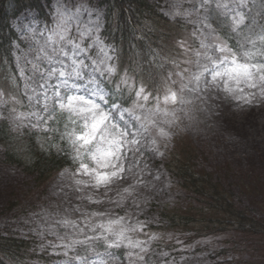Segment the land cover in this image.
Segmentation results:
<instances>
[{
	"label": "rangeland",
	"instance_id": "1",
	"mask_svg": "<svg viewBox=\"0 0 264 264\" xmlns=\"http://www.w3.org/2000/svg\"><path fill=\"white\" fill-rule=\"evenodd\" d=\"M109 2L5 1L3 8L8 15L7 27L12 35L7 43V53H0V85L22 101V104L10 102L8 108L29 111L22 82L19 88H12L8 82L9 75L16 72L15 58L25 53L29 59L32 58L30 49L36 47V39L42 40L40 33L49 34L56 27L57 8L64 5L74 11L81 3L92 11V16L82 12L79 26L83 28L90 20L96 19V13H100V35L105 44L116 49V59L111 63L118 65V74L109 78L95 73L98 85L105 93L115 100L121 99L116 101L118 105L129 100L123 107L132 106L127 90L123 95L117 93L113 96L117 81L127 70L137 83L143 81L154 94L159 86L163 95L164 81L161 77H166L167 72L173 70L169 61L173 58L183 61L191 56V53H184L179 42L184 41L191 48L199 47V41L192 36L196 27L192 22L197 20V15L194 13L184 19L174 18L170 13L177 10V5L180 11L192 9L196 0H132L133 6L127 3L121 7V13L126 14L128 22L120 20V10H114V5L111 8ZM250 7L249 21H258L253 28L259 32L260 26H264V2L255 0ZM130 8L141 15L139 26L132 22L135 19L131 20ZM209 15L221 36H231L229 42L233 46L248 31L245 29L240 36L232 34L230 19L214 7ZM70 27L71 35L79 37L75 20L70 22ZM5 39L6 32H0V46ZM90 42L91 38L86 37L84 46ZM96 53L97 49L93 47L87 55L96 58ZM65 62L69 63L66 58ZM85 62L91 65L90 60L85 59ZM91 71V67L85 70L86 73ZM87 78L86 75L85 80ZM76 83L82 84L83 81ZM154 103L151 101L149 106ZM168 107L186 108L188 115L185 116L183 111L177 112L180 119L170 129L172 138L160 144V150L165 153L163 157L145 152L148 173L143 178L147 186H138L137 192L124 202L123 207H116L107 200L103 205H90L86 200H78V196L86 193L75 192L71 173L78 162L73 161L67 144L53 134L52 139H48L46 133L31 127L17 128L10 118L0 119V263L26 264L22 260L25 253L21 248L11 249V246L3 244L22 238L32 241L33 251L38 255V258L28 261L29 264H79L71 259L77 255L97 264L101 258L108 260V264H126V249L123 247L109 250L115 259L104 255L105 245L102 243L77 245L75 249L67 250V256L63 247L53 248L52 245H62L73 238L83 239L74 229L55 223L56 219L65 216L79 220L81 213L71 209L82 205L89 212L100 208L117 216L127 213L128 223L147 221L142 232L128 235L133 240L147 241L150 261L155 264H264V107L238 106L223 92L208 106L194 99L192 104ZM4 115L8 116V112L5 111ZM124 118L131 119L127 114ZM58 119L63 120V117ZM59 127L63 131V125ZM53 142L58 148L51 146ZM10 152L21 162L30 160L31 156L34 159L46 155L53 161L67 159L69 162L44 173L42 180L36 179V183V172H26L22 163L7 159ZM61 173L65 175L61 176ZM157 175L159 180L154 179ZM130 182L134 183L131 177ZM108 196L119 199L115 191L109 192ZM221 197L231 201L237 214L232 216L227 210L228 205H212L215 201L220 202ZM133 199L139 202V208ZM161 213H164L166 222ZM235 219H239L238 225L254 232L237 226ZM59 237L65 239L61 241Z\"/></svg>",
	"mask_w": 264,
	"mask_h": 264
},
{
	"label": "snow or ice",
	"instance_id": "2",
	"mask_svg": "<svg viewBox=\"0 0 264 264\" xmlns=\"http://www.w3.org/2000/svg\"><path fill=\"white\" fill-rule=\"evenodd\" d=\"M253 3L255 0H196L192 9L183 11L177 5V10L170 13L174 18L187 19L194 13L197 15V20L192 22L196 25L192 36L199 41V47L191 48L184 41L179 42L184 53H191V56L183 61L175 58L169 61L173 70H169L166 77H161L164 81L163 95L159 86L154 94L146 83H137L135 77L125 70L115 85L113 96L117 93L123 95L127 90L132 99L130 108L118 105L98 85L95 77V73H99L111 78L119 71L118 65L111 63L116 59V49L105 44L100 35V13L81 28L80 14L87 12L92 16V11L83 3L74 11L61 5L57 8L56 27L49 34L40 33L42 40L36 39V47L30 49L31 59L27 53L15 58L16 72L8 77L12 88H19L22 82L29 111L8 108L10 102L22 104V101L0 85V119L10 118L17 128L31 127L53 134L67 144L73 161L78 162L71 173L75 192L86 193L78 196V200H86L90 205H103L107 200L116 207H123L124 202L137 192L138 186H147L143 178L148 173L145 152L163 157L165 153L160 150V144L172 138L170 129L180 119L177 112L183 111L185 116L188 115L186 108H169L168 105L184 106L198 99L208 106L223 92L238 106L264 107V26L255 32L253 26L258 21H249L250 4ZM213 7L230 19L232 34L240 36L245 29L248 30L235 46L229 42L231 36H221L211 23L209 13ZM73 20L77 22L79 37L71 35L70 22ZM86 37H90L91 42L84 46ZM93 47L97 49L96 58L87 55ZM85 59L90 60L91 65ZM182 64L185 66L181 67ZM90 67L92 71L86 73ZM86 75L88 78L85 80ZM151 101L155 103L149 106ZM5 111L8 116L4 115ZM125 114L131 119L126 120ZM58 117H63V120ZM61 124L63 131L59 127ZM51 146L58 148L55 142ZM130 177L134 183L130 182ZM154 179L159 180V175ZM111 191H115L119 199L109 197ZM133 203L139 208L136 199ZM71 211L81 213L80 219L65 216L56 219L55 223L74 229L83 239L73 238L68 243L52 245L53 248L63 247L65 256L68 255L67 250L75 249L77 245L102 243L105 245L104 255L109 258L115 259L110 249L123 247L126 249V264H155L150 261L147 241L133 240L128 235L142 232L147 221L128 223L127 213L117 216L100 208L89 212L82 205L74 206ZM59 239L63 241L65 237ZM71 259L79 264H97L96 261L89 262L85 256L77 255ZM99 264H108V260L101 258Z\"/></svg>",
	"mask_w": 264,
	"mask_h": 264
},
{
	"label": "trees",
	"instance_id": "3",
	"mask_svg": "<svg viewBox=\"0 0 264 264\" xmlns=\"http://www.w3.org/2000/svg\"><path fill=\"white\" fill-rule=\"evenodd\" d=\"M1 20H2V22H1ZM5 21H6V15H5V13H4V10H3V8H2V6H1V8H0V32H2L3 31V29H5V25H6V23H5ZM47 165H45L44 167L47 169V167H46ZM51 167L52 168H55L56 167V163H55V161L54 162H51ZM42 172V171H41ZM225 197H221L220 198V202L219 201H212V202H214V204H212L213 206H216V204L215 203H217V204H219V206L220 205H228L229 207H228V211L232 214V216L233 215H235V214H237V212L235 211V209L233 208V206H232V203H231V201L230 202H228V201H226L225 199H224ZM219 206H218V208H219ZM237 220H239V219H235V224L237 225V226H240V227H242L243 229H247V230H250L251 232H254L251 228H247V227H245L244 225H238V223H237ZM17 241H15V242H10V241H8V242H5V243H3V244H6L7 246H12L13 245V247L15 246L14 245V243H16ZM4 247H6V246H4Z\"/></svg>",
	"mask_w": 264,
	"mask_h": 264
}]
</instances>
